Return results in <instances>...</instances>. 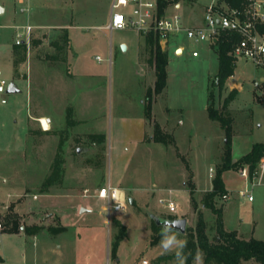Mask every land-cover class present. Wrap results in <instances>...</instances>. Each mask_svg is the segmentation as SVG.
I'll use <instances>...</instances> for the list:
<instances>
[{"label":"rangeland","instance_id":"obj_1","mask_svg":"<svg viewBox=\"0 0 264 264\" xmlns=\"http://www.w3.org/2000/svg\"><path fill=\"white\" fill-rule=\"evenodd\" d=\"M217 1L179 0L183 9L176 10L173 0L165 13L183 14L188 23L196 24L203 20L206 7ZM111 3L112 0H0V8H3L0 12V78H5L9 83L17 81L15 84L21 89L18 93L5 94L7 104L1 103L0 94V186H11L17 191L12 199L20 207L28 204L29 199L32 200L33 195L41 191V183L33 189L27 178L29 173L31 175L32 171H40L42 167L30 166L28 162L31 156L37 158L43 154L48 155L49 151H23L18 146L28 123L27 84L30 62L35 55L45 56V59L40 60L49 63L51 77L59 75L67 78L70 69L64 63H58L57 67L58 64H53L51 58L58 53L52 43L61 35L62 28H37L34 39L46 35L45 45L34 50L33 41L29 47L24 45L26 50L21 47V53L15 54L14 43L19 31L15 25L30 23L48 26L55 22L68 27L72 25L71 36L74 47L79 52L77 67L83 53L88 52L83 57V63L88 61L85 66L87 70L91 66L103 73L108 85V101L105 110L98 117L87 119L77 128L86 132H102V138L87 135L77 138L69 120L59 134L57 149L51 152L55 157L46 170L49 168L52 174L56 157L60 155L64 172L67 167L73 168V165L79 168L78 171L83 169L88 180L99 182L97 188H102V183L129 186L120 194L126 206L117 212L109 213L107 203L100 202V206H94L92 212L82 214V208H86L88 201L95 200L83 197L80 195L82 193L75 202L62 199L67 216V232L55 236L53 240H42L35 248L29 247L27 261H23L18 254L17 245L12 241H4L0 234L1 251L8 256L11 264H143L144 260L148 264H156L158 257L171 255L185 244L187 230L185 233L169 231L158 242L152 243L153 235L159 234L152 215L163 218L182 215L181 218L188 220V228L195 227L199 214H202L207 231L213 238L217 234V216L205 206V201H210L207 193L212 189L213 179L218 168L223 165L227 151L231 152L232 162H236L250 151L253 144L264 142V65L258 66L245 59L236 60L234 75L222 83L217 77L219 60L216 49L210 46L209 41L198 43L190 40L185 33L173 38L167 50V105L173 110L170 114H165L162 104L164 101L158 102L156 118L150 119V126L148 125V132L154 134L155 124H158L161 132L168 135L167 142L155 141L150 146L138 143L142 124L137 117L128 118L122 123V128L116 127L114 115L123 106L124 109L132 104L133 107L127 111L131 114L138 112V105L133 100L136 98L133 83L140 79L139 53L134 49L124 51L117 41L120 33L133 35L135 30H107L108 37L104 46L92 47L89 42L82 41V37L89 36V33L100 32L94 25L108 22ZM177 46L184 48L180 55L175 52ZM110 49L113 51L112 57ZM194 51H198L200 55L195 57ZM64 53L65 50L61 56ZM97 54L104 59L97 60ZM145 56L147 58L149 54H144V57L142 55L143 60ZM37 75L40 80L41 70ZM151 76V72H148L147 77ZM231 91H234L235 97L229 111L225 112L226 116L233 118L228 137L220 123L209 117L208 106L210 93L213 94L215 107L222 108L225 97ZM39 92L36 91L37 94ZM119 98L122 102L121 108L118 107L117 110ZM35 131L37 134L34 139L38 138L39 142L48 140V137L39 132L40 128ZM118 131H121L119 137L116 136ZM69 144L71 151L66 148ZM96 144L99 147H94ZM76 147L89 149L79 152ZM65 162L70 165L65 166ZM244 168L249 170V165L239 162L237 168L223 173L230 198L223 200L216 197L215 203L217 207L223 208L226 230L236 231L245 239L264 240V167L262 163L258 165L260 176L258 175L254 184L240 174ZM155 184L157 188L165 189L150 190L155 188ZM193 187L195 201L191 200L189 191ZM2 188L0 189L3 190ZM169 188L173 189L172 198L178 204L176 212H170L167 202L160 200L169 197ZM246 189L245 195L240 194ZM89 193L93 191L89 190ZM249 196H252V200ZM130 198H135L133 203H130ZM43 199L41 196L39 202ZM28 208L26 209L29 210ZM5 215H0V231L4 227ZM24 217L20 216L22 226L31 228L32 224L40 228L32 223L30 215ZM117 223L125 227L126 235L115 248L120 232ZM87 224L90 226L85 230ZM33 249L35 255L34 252L30 255ZM159 264H184V259L163 258ZM194 264H204L201 252L197 254ZM246 264L256 263L249 261Z\"/></svg>","mask_w":264,"mask_h":264},{"label":"crops","instance_id":"obj_2","mask_svg":"<svg viewBox=\"0 0 264 264\" xmlns=\"http://www.w3.org/2000/svg\"><path fill=\"white\" fill-rule=\"evenodd\" d=\"M110 18L108 22H101L99 24L94 25V27L96 29H99L100 32L89 33V36L87 35L85 37H82V41L84 43L89 42L92 47H95L97 45L104 46L108 37L106 31L109 30L106 26L110 22ZM32 26H34L32 32V43L33 41L35 43L33 45L34 50L41 46H44L46 38V35H43L40 36L38 39H34V33L37 28H62L61 35L57 37V39L54 41L55 43H52L53 46L58 50V53L53 54L51 58L53 64L64 63L66 64L67 68L70 69L67 73V78H64L62 76L60 77L59 75L57 77H51V74L48 71L49 63L45 62L46 60H42L45 59V56L42 55L41 57H39L38 55H35V57L30 62V78L27 84L28 123L27 127H25V130L23 131L24 137L21 139V141H18V143H20L18 146L19 149L23 151L43 150L44 153L45 151H49L48 155L43 154L42 156L37 158H34V156H31L30 159L28 158V165L42 167V170H40L41 172L32 171L31 175L30 173L28 175L27 179L29 180V182L32 183L31 187L34 189L39 185V183H41L42 185L43 182L51 175L50 169L48 168L46 170V167H50L53 162L55 156H53L51 152L53 149H57L58 143L60 141L59 134L65 129V126L68 124L69 121L68 119H70L72 123V131L75 133L77 138L80 139L82 135H87L91 138L94 136L102 138V132H86L81 131V129L77 130V128L87 119L96 118L100 115L102 111L105 110L108 101V85L105 79L103 78V73L100 72L101 70L99 71V69H95V67L91 66L87 70V68L85 67L88 64V61H85L83 63V57L85 58L88 52L83 53V57H81L79 61L80 63L77 67L76 59H79V52L74 47L75 43L73 37L71 36L70 27H72V25L68 27L64 24H61L60 22H55V24L48 26ZM63 29H67L68 31L67 42L62 39V36L64 35ZM119 36L120 38H118L117 40L118 45L122 47L125 46L126 48L124 49V51L134 49L137 51V53H139L138 65L140 66V69L138 70V75L140 79L136 80L135 83H133V86L135 87L134 95L136 97L133 98V100L138 105L137 114H131L127 111L131 109V107H133L132 104L128 105L129 109H123V106L122 110H120L118 114L114 115L116 119V127L122 128V123L126 122L128 118L137 117V119L142 124V128H140V137L137 139V142L142 145L146 144V146H148L149 144L150 146V143H155V141L153 140V134L148 132V125L150 124V120L146 116L145 104L148 90L154 88L156 76L154 68L149 64L150 50L147 44V36L142 35L136 30L133 35L120 33ZM170 41L167 44H161L163 50H168ZM15 45L16 44L14 43V46ZM210 46L212 47V44H210ZM64 50L65 53L61 56V53H63ZM183 50L184 48L182 46H177L175 48L176 54L179 55L183 53ZM146 53H148L149 56L147 58L145 56L143 60L142 55L144 57V54ZM112 54L113 51L112 49H110V57H112ZM40 58L42 59L40 60ZM95 58L97 60L104 59L98 54L95 56ZM57 67H59V64L57 65ZM39 70H41L40 80H38L37 78ZM148 72H151L152 74V76L149 78L147 77ZM13 82L16 83L17 81ZM166 90L167 87L165 88L163 93L158 95L155 94L153 97L152 119L156 118V104L158 102H162V100L164 101L162 104L165 114H170L173 110V108L167 105L168 95ZM36 91H38L39 93L37 94ZM121 102L122 101L119 98L116 105L117 110L118 107L121 108ZM68 115H70V117ZM41 119L44 126L40 122ZM39 128V132L42 134V136L45 135L46 137H48V140L39 142L38 138L34 139V136H36L37 134L35 129ZM120 133L121 131H118L116 133V136L119 137ZM147 135L148 139H146ZM94 147L99 146L98 144H96L94 145ZM66 148L67 151H71L70 144L66 146ZM85 148L88 151L89 147ZM76 149L80 148L76 147ZM84 149L82 148L80 151H83ZM1 157L2 155H0V158ZM66 164L70 165V163L68 162H65V166ZM78 170L79 168L75 167L74 165L73 168L67 167V170L63 173L62 179L50 185L49 188H47L46 190H41L39 194H34L32 200L29 199V203L26 204L24 207H20L21 205L19 206L16 201L13 202L14 200L12 199V195L16 194L17 192L15 189H13L11 186H4L3 188L0 186V188L3 189H0V215L7 214L10 211V207L12 206L14 211L18 213L19 216L24 217L26 215V217H28L30 215L29 218L32 223L40 227L39 229L36 227V230L31 232H25L24 229L26 226H22V229L19 233H3L0 231V234L3 236L4 241H12L15 245H17L16 248L18 250V254L21 256L23 261H27L28 259L29 247L31 249L35 248L40 241L53 240L55 236L67 232V216L65 215L64 205L63 203H61L62 199H70V201L73 200V202H75V200H77V196L80 193H82L80 195H82L83 197L86 196L90 199H95L94 201H88L86 208H82L85 209L81 211L82 214L92 212L94 206H100V202L107 203L106 199L95 195L98 189H100L97 188L99 182H92L88 180L87 175H85V172H82L83 169H80V171ZM120 181L121 180H119V182ZM102 185L105 186L107 184L102 183ZM115 187L119 188L120 191H123L125 188H129V186L121 185H116ZM154 187L155 188L150 190L156 191L160 189H165L157 188V184H155ZM85 190H92L93 193H88L89 195H86ZM170 191L172 194L173 189L169 188V193ZM41 196L44 197V199L39 202ZM134 199L135 198H133V202ZM27 207H29V210L26 209ZM181 216L176 215V218H181ZM23 219H25V217ZM40 219L42 221H40ZM31 226L34 227V225L32 224ZM89 226V224L85 225V228L87 227V229L85 230H88ZM33 250L34 251L30 252V255L33 252L35 255V249ZM0 255L4 258V264H11L8 262V256L2 253L1 248Z\"/></svg>","mask_w":264,"mask_h":264},{"label":"trees","instance_id":"obj_3","mask_svg":"<svg viewBox=\"0 0 264 264\" xmlns=\"http://www.w3.org/2000/svg\"><path fill=\"white\" fill-rule=\"evenodd\" d=\"M178 2L179 0H174ZM190 1V0H187ZM224 2L234 6L239 7L242 5L243 0H223ZM159 12L163 14L166 8L173 3V0H159ZM262 31H264V25L261 26ZM64 35L62 39L68 41V31L63 29ZM230 34L223 33L216 44H212V47L216 49L219 60V71L217 77L224 83L230 76L234 75L236 67V59L229 54L231 48ZM147 44L150 50L149 64L155 70V85L153 89H149L146 96V116L150 120L152 119V104L154 95H158L164 92L167 87L168 78V64H169V54L167 50H163L158 38L153 34L147 36ZM22 47L26 50L24 45H15L14 53L20 54ZM235 97L234 91H231L224 99L222 108L215 107L213 94L210 93L208 114L209 117L220 123V125L225 129L228 137L231 133L233 118L231 116H226L225 112L229 111L230 103ZM70 117V115H68ZM70 120V119H68ZM167 134L161 132L159 125L155 124V132L153 134V140L156 142H167ZM264 157V142L255 143L252 145L250 151L240 158L236 162H232L231 152L228 150L226 153L225 161L221 167L218 168L216 176L213 179L212 189L207 193L210 201H205V206L210 208L217 216L216 218V236L210 237L207 231V224L203 218L202 214L198 216V222L195 227H188L186 232V242L185 244L175 253L167 256H160L156 259V264H159L163 258H183L184 264H194L197 254L201 252L203 254L204 264H246L247 262H254L256 264H264V240H259L256 238L245 239L240 237L236 231H228L224 228L223 222V208L217 207L215 203V198H222L223 194L227 193L225 182L223 180V173L227 170L234 169L238 167L239 162L247 163L249 165V170L251 176L257 170L258 165L262 158ZM63 159L60 155H57L56 161L53 165L52 174L43 182L41 190H46L50 185L62 179L64 169L62 166ZM191 200L194 199L195 188L190 190ZM10 211L5 215L3 222V233H19L22 229L20 223V216L18 213L13 211L12 206ZM176 218V217H175ZM174 219V218H172ZM155 229L159 231V234L153 235L152 243L158 242L166 234L162 227L157 226L153 220ZM119 228V233L117 235L115 248H117L121 239L126 235V229L117 223ZM25 232H31L36 230V227L27 228L25 227ZM4 258L0 255V263L4 264Z\"/></svg>","mask_w":264,"mask_h":264},{"label":"built area","instance_id":"obj_4","mask_svg":"<svg viewBox=\"0 0 264 264\" xmlns=\"http://www.w3.org/2000/svg\"><path fill=\"white\" fill-rule=\"evenodd\" d=\"M23 1V0H19ZM159 0H113L111 5V18L106 26L109 30L133 29L144 36L153 33L160 44H167L171 39L185 33L187 38L195 42L209 41L210 44H216L223 33L230 34L231 48L229 54L236 60L245 59L253 62L255 65H264V31L261 26L264 25V0H243L242 5L234 7L223 0L208 5L205 9L203 20L200 23L190 24L183 14H160ZM176 10L183 9L180 2L174 3ZM19 31L16 33V45L30 46L32 43V32L34 26L30 24L15 26ZM194 56L199 52L194 51ZM9 82L5 78H0L1 102L7 103L5 94L7 93ZM41 124L43 125L42 119ZM44 126V125H43ZM264 167V157L260 161ZM259 163V164H260ZM213 172V168L210 169ZM261 172V171H260ZM240 174L251 181L257 180L260 176L258 169L253 176L250 170L244 168ZM245 191L240 194L245 195ZM89 190L85 194L89 195ZM119 188L111 183L98 189L95 195L104 198L107 201L108 212L121 211L125 208V202L121 198ZM36 198V196H35ZM229 192L223 194L222 199L228 200ZM252 200V196H249ZM161 202H167L170 212L178 210V204L170 195L167 198H161ZM2 224L0 222V228ZM143 264H148L144 260Z\"/></svg>","mask_w":264,"mask_h":264},{"label":"water","instance_id":"obj_5","mask_svg":"<svg viewBox=\"0 0 264 264\" xmlns=\"http://www.w3.org/2000/svg\"><path fill=\"white\" fill-rule=\"evenodd\" d=\"M3 11V8H0V12ZM123 49H125L126 47L123 46ZM218 83V81L216 82V84ZM21 89L19 87H17V85L15 84V82H10L7 88V93H18L20 92ZM81 149H78V151L80 152ZM130 203H133V198H130ZM85 209H82V211ZM153 220L155 221L157 226L162 227L165 231L169 232V231H175L178 233H185L187 230V218H163L160 216H156V215H152Z\"/></svg>","mask_w":264,"mask_h":264}]
</instances>
